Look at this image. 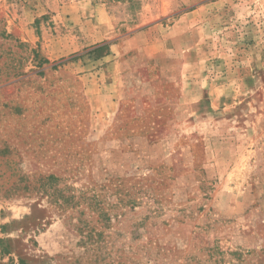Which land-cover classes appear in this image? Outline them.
Masks as SVG:
<instances>
[{"label": "rangeland", "instance_id": "rangeland-1", "mask_svg": "<svg viewBox=\"0 0 264 264\" xmlns=\"http://www.w3.org/2000/svg\"><path fill=\"white\" fill-rule=\"evenodd\" d=\"M0 264H264V0H0Z\"/></svg>", "mask_w": 264, "mask_h": 264}, {"label": "crops", "instance_id": "crops-1", "mask_svg": "<svg viewBox=\"0 0 264 264\" xmlns=\"http://www.w3.org/2000/svg\"><path fill=\"white\" fill-rule=\"evenodd\" d=\"M87 5L88 4H85V2L81 3V2L73 1V3H71V5L69 7H71V8H76V7H79V6L80 7H86ZM95 8L99 9L101 11L105 10V8L103 6H101V5H97ZM63 9H68V7L63 8ZM104 26L106 27L105 24L104 25H99V26H94L95 31H93V32L95 33V36H98V35L101 36V38H99L97 40H94V39H92V37H90V33L88 31V28H87V34L85 33L86 36L83 37L84 45L81 46V47L84 48V47L96 46L99 43H102L105 39H107L106 34L103 33L105 31L104 30ZM84 28H86V27L83 25L81 27V29H84Z\"/></svg>", "mask_w": 264, "mask_h": 264}]
</instances>
